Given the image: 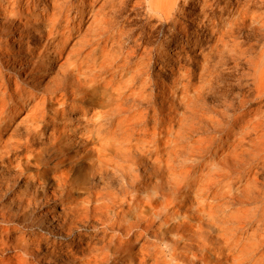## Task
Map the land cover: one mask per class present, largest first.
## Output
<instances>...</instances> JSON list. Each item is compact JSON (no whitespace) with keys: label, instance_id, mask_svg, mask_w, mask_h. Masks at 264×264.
Returning <instances> with one entry per match:
<instances>
[{"label":"bare ground","instance_id":"1","mask_svg":"<svg viewBox=\"0 0 264 264\" xmlns=\"http://www.w3.org/2000/svg\"><path fill=\"white\" fill-rule=\"evenodd\" d=\"M124 1L69 0L65 6L59 0H0V264H177L173 246L164 242L169 236L158 244L147 234L165 235L172 229L170 220L180 215L182 207L174 206L169 193L161 189L167 179L176 184L180 172L143 148L145 154L141 152L139 159L131 156L132 148L125 146V140L137 132L124 119L118 121L123 126L107 128V133L94 127L101 114L110 107L121 109L117 102L135 90L143 60L137 58L127 66L133 53L129 47L114 55L112 63L106 43L97 51L96 39L85 38L81 46L73 42L84 21L100 13L106 16L109 2L119 3L117 13L121 12ZM145 1L152 11L162 8L176 29L191 37L209 32L223 39L241 28L264 25V0H227L216 8V20L210 21L202 12L203 17L192 19L190 26L180 18L195 0ZM202 6L212 10L205 1ZM120 36L119 31L117 38H110L113 52L123 48ZM260 56L263 59L253 65L261 68L264 78V48ZM141 121L139 130H145L149 145L155 144L149 139L173 132L170 127H148L146 117ZM251 127L256 151L253 184L257 187L264 173V141L258 147L261 134L264 139V116L254 118ZM145 160L152 162L149 168ZM81 163L88 180L75 172ZM156 165L164 166L166 177H152L145 185L133 186L139 168L156 173ZM64 199L71 203L67 210ZM200 200L197 210L204 212L205 202ZM36 201L49 210L51 227L52 223H71L80 214L82 220L97 216L103 224L99 237L74 243L69 229L63 235L69 238L65 249L52 248L47 261L44 244L29 231L36 220L31 215ZM59 206L64 209L57 212ZM14 219L21 223L13 224ZM188 219H180L179 224H187ZM114 227L117 232L108 231ZM220 255L213 259L228 261Z\"/></svg>","mask_w":264,"mask_h":264},{"label":"rangeland","instance_id":"2","mask_svg":"<svg viewBox=\"0 0 264 264\" xmlns=\"http://www.w3.org/2000/svg\"><path fill=\"white\" fill-rule=\"evenodd\" d=\"M203 1L210 4L212 10L204 8ZM225 1L195 0L180 20L190 26L192 19L203 17L202 12L210 21L216 20V8ZM59 2L69 5V0ZM134 2L125 0L119 13V3H107V15L100 13L98 19L84 21L73 42L81 46L85 38L96 39L97 51L102 50V42L106 43L108 61L112 63L114 55L129 47L133 53L127 66L137 58L143 60L141 73L134 81L135 90L117 102L121 109L110 107L101 114L94 127L107 133V128L123 126L118 121L124 119V123L137 132L125 140V146L132 148L131 156L139 159L144 149L153 157L170 162L171 167L180 172L176 174V184L167 179L161 189L170 194L169 200L174 206L183 208L180 209L182 214L170 220L168 226L172 229L165 235L155 238L147 234V237L159 244L161 238L169 236L164 242L173 246L177 264H264V173L258 177L259 184L255 187L256 151L251 127L254 118L264 116V105H261L264 78L261 68L254 66L263 59L260 53L264 48V25L241 28L223 39L209 32L191 37L179 32L162 8L152 11L145 0ZM119 31L118 39L123 48L113 52L110 38H117ZM144 117L148 127H170L172 134L161 133L149 139L155 140L154 145L147 144L145 130H139ZM262 136L259 148L264 141ZM151 165L152 162L145 160L144 166ZM75 172L86 180L82 163ZM147 172L138 169L134 187L147 184V179L152 177H166L164 166L156 165V173ZM171 186L177 188L171 189ZM201 198L205 202L204 212L197 210ZM37 203L31 205V215L36 220L29 231L41 239L47 261H50L52 248L65 249L69 238L63 235L69 229L74 243L89 236L99 237L103 224L97 216L82 220L83 214H80L71 223H52L51 227L47 222L53 221L48 217L49 210ZM63 204L67 210L71 203L64 199ZM81 206L78 205V211L82 210ZM60 208L63 207H55L57 212ZM186 217H190L189 222L179 224L180 219ZM12 223L21 222L14 219ZM108 231L117 232L115 227ZM203 252L207 256H200ZM217 254L228 257V261L214 260Z\"/></svg>","mask_w":264,"mask_h":264}]
</instances>
